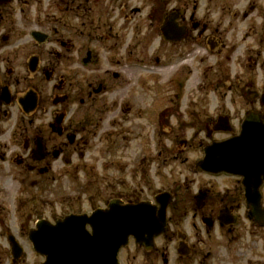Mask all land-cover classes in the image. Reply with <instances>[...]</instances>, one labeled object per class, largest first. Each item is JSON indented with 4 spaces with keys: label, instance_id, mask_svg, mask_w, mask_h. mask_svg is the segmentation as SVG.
<instances>
[{
    "label": "flooded vegetation",
    "instance_id": "flooded-vegetation-1",
    "mask_svg": "<svg viewBox=\"0 0 264 264\" xmlns=\"http://www.w3.org/2000/svg\"><path fill=\"white\" fill-rule=\"evenodd\" d=\"M211 2L212 25L207 19ZM254 16L262 18L260 26L264 24V0H206L201 5L200 0H0V164L9 167L5 174H14L20 187L14 202L0 189V264H27L26 244L21 241L25 237L30 246L28 236L38 222L59 221L60 217H37L28 226L32 217L24 221L19 204L33 207L44 194L59 193L61 185L54 186L61 177L84 175L87 183L75 185L73 191L94 192L99 191L94 179L102 176L106 192L112 191L98 208L113 200L139 202L123 193L142 195L151 190L150 182L141 184V168L150 172L155 160L130 159L129 166L121 153L124 143L140 139L152 125L136 127L120 118L104 128L115 106L122 116L132 112L123 100L120 105L112 100L114 106L108 99L124 81L125 66L152 74L170 64L175 66L174 77L192 54L195 58L204 49V41L211 49L219 46L220 54L226 50L220 33L244 26L245 33L257 34L258 28L246 22ZM14 34L20 53L5 52ZM160 44L166 45L167 54L160 52ZM160 53L167 62L160 60ZM92 114L100 115L97 121H91ZM149 132L146 146L154 142ZM94 159L106 163L100 164L101 171ZM242 189L240 185L216 195L206 191L204 200H194L193 207L180 204L179 192L171 191L175 200L168 208L166 231L149 249L130 240L120 251V264H220L218 248L231 243L236 247L242 236L245 244L233 250L231 264H264V182L257 211L253 199L244 201ZM11 210L18 215L12 221L7 217ZM183 214L192 218L188 233ZM240 215L249 223L243 234ZM252 227L260 232L253 234Z\"/></svg>",
    "mask_w": 264,
    "mask_h": 264
},
{
    "label": "rangeland",
    "instance_id": "rangeland-1",
    "mask_svg": "<svg viewBox=\"0 0 264 264\" xmlns=\"http://www.w3.org/2000/svg\"><path fill=\"white\" fill-rule=\"evenodd\" d=\"M201 4H206V0H200ZM210 6L212 11L207 19L212 25L215 19L214 2H211ZM18 17L19 15L16 16V19ZM225 18L229 19V16H225ZM246 22L248 25L250 23L255 25L259 32L255 35L245 33V27L239 26L233 31L220 33L226 46V50L220 54L217 52L219 46H214L211 49L210 44L204 41V49H201L195 58L192 54L188 61L183 63L180 74L174 77H172V71H174L175 66L165 67V69L154 71L152 74L141 73L125 66L124 81L119 82L120 85L115 88L113 94L108 96V99L110 104L114 106L112 100L118 105L123 100L124 106L131 107L132 112L130 114L124 113L122 116L123 114L115 106V112L110 113L104 123V128H109L108 123L119 122L120 118H124L125 123L130 121L136 127L138 125L148 126L147 122H149L152 125L149 127L150 130L146 128L144 132L142 131L140 139H134L131 144L124 143L125 149L122 151L121 157L123 162L129 166L133 164L130 159L136 158L152 157L155 162L149 168L150 172L141 168L144 173H141L142 183H140L150 182L151 190H145L142 195H139L138 192H124V198L151 200L161 192L178 191L179 203L193 207L194 196L198 194L199 190L223 194L227 188H229L227 191L230 192L239 188L240 179H233L227 175L214 178L205 174L202 175L196 167V163L202 158L203 146L225 137V134L217 133L207 136L211 130V125L219 116H229L234 132L237 134L240 123L246 114L258 111L264 115V105L260 103L261 96L264 95V24L262 23L260 26L262 18L256 16L251 17ZM235 24L236 22L232 21V26ZM17 39L18 35L14 34L8 45L11 48L6 49L5 52L20 53V49H15L17 48ZM159 40L157 37V45ZM19 41L22 42L23 39ZM161 51L167 54L166 45L162 44ZM159 56L160 60L167 62L161 53ZM216 62H219V66H216ZM256 62L257 64H255ZM171 63L175 65L176 60L171 61ZM82 72L86 74L85 71L82 70ZM173 80L174 84L172 83ZM172 89L174 90L173 93ZM16 116L17 112L14 111V117ZM99 116L92 114L91 121H97ZM19 119L21 120V116ZM204 125H208L210 128L206 131ZM148 132L154 138V142L146 146L148 145ZM151 140L152 138L148 139L149 142ZM142 148L145 149L144 152L141 151ZM101 163L106 164L99 159L93 160L96 170L101 171ZM144 164L147 167V163ZM8 169L7 165L0 164V189L6 191L9 199L14 202V198L17 196L16 190L19 192L20 187L14 181V174H5ZM87 180L88 177L84 175L61 177L54 186L57 188L59 184L61 185L59 193L44 194L39 203L33 207L20 203L24 221L28 217H32L28 225L32 226L37 217H45L49 220L51 217L61 218L68 213H87L98 208L109 198L107 194L111 193L109 191L112 190L106 192L103 177L97 176L94 183H96V188L99 191L91 193V197L85 192L73 191H77L75 185L86 184ZM8 202H5L4 205L8 206ZM36 208L38 209L37 216L32 213V210ZM16 216L18 215H15L13 210L7 214L11 221ZM187 217V221L184 222L187 225L182 227L187 229L186 232L188 233L191 231L188 228L191 226L192 218ZM240 217L241 230L239 231L243 234L245 227H249V223L245 215H240ZM4 222L12 227L8 221L4 220ZM251 232L256 234L260 231L252 227ZM245 238L246 236H242L236 247H234L235 243L226 247L225 244L227 245V243L224 244L219 241V244L225 246V248H218L215 253L220 258V264H231L233 261L231 258L235 253L233 250L242 248V244L243 246L245 244ZM21 242L26 244L27 264H33V262L35 264L41 261L33 252L31 253V247H27L28 242L25 237ZM130 252L131 257L133 251ZM132 264L139 263L132 261Z\"/></svg>",
    "mask_w": 264,
    "mask_h": 264
},
{
    "label": "water",
    "instance_id": "water-1",
    "mask_svg": "<svg viewBox=\"0 0 264 264\" xmlns=\"http://www.w3.org/2000/svg\"><path fill=\"white\" fill-rule=\"evenodd\" d=\"M215 130L229 131L227 118H219ZM203 152L197 166L205 173L242 177L245 196L248 201L254 200L253 209L257 211L264 178V125L260 115L250 113L241 124L239 136L214 142ZM203 198V194L198 197ZM171 201L167 192L156 197L157 205L113 201L106 210H96L89 216L69 215L55 226L39 222L29 240L45 258L43 264H117V254L130 237L149 247L164 231Z\"/></svg>",
    "mask_w": 264,
    "mask_h": 264
}]
</instances>
